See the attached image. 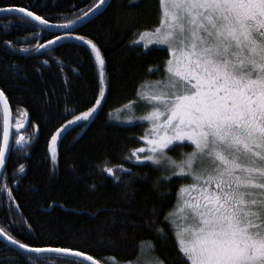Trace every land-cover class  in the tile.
Wrapping results in <instances>:
<instances>
[{"label": "snow or ice", "instance_id": "obj_1", "mask_svg": "<svg viewBox=\"0 0 264 264\" xmlns=\"http://www.w3.org/2000/svg\"><path fill=\"white\" fill-rule=\"evenodd\" d=\"M106 3L107 0H95L86 10L66 17L63 23H52L30 7L0 6V13H18L16 19L32 29L23 40L0 42L11 53L50 55L55 50L53 45L74 40L94 60L93 66L98 70V94L88 101L91 107L79 114L66 110L58 118L66 123L50 135L48 151L53 173L58 138L74 127L83 130L107 99L109 82L102 49L94 38L78 34ZM158 3V23L140 31L132 43L141 47L145 55L151 51L166 54L160 66L148 69L150 73H160L162 78L142 82L136 89V98L115 109L114 117L120 126L147 122L142 135L130 137L143 141L144 146L130 149L120 164L105 163L101 175L107 173L119 186L125 175H134L133 167L151 166L160 173L153 190L161 199L173 195L172 184L180 182L174 191L175 203L163 213V223L171 237L163 227L156 226L155 218L160 215L157 208L152 209L153 219L144 221L158 239L165 243L171 239L175 246L171 264H264V0ZM52 28L61 32L41 43V35ZM17 43L28 46L17 48ZM41 63L47 66L49 60ZM57 63L63 71V64ZM9 68L14 76L20 71L14 63ZM67 84L65 80L66 87ZM139 106L143 113L136 115ZM0 107V197H6L8 213L18 216L23 229L34 233L37 230L19 212L14 186L9 187L6 175L10 152L25 151L33 139L30 136L26 140L19 134V129L25 127L21 121L27 119L28 113H20L16 132L10 133L11 110L4 88H0ZM68 115L72 119H67ZM32 128L38 131V125L33 124ZM183 147H190L191 151L180 153L179 159L169 155ZM24 172L25 165L20 164L13 179ZM162 187L168 191L161 192ZM8 227H17L16 221ZM0 238L14 246L12 250H18V255L26 254L31 264H56L54 257L62 258L59 264H100L92 255L72 247L25 243L3 227ZM149 247L155 251L154 244ZM142 264L167 262L153 255Z\"/></svg>", "mask_w": 264, "mask_h": 264}, {"label": "trees", "instance_id": "obj_2", "mask_svg": "<svg viewBox=\"0 0 264 264\" xmlns=\"http://www.w3.org/2000/svg\"><path fill=\"white\" fill-rule=\"evenodd\" d=\"M94 2L0 0V6L30 7L50 18L52 23H63L73 12L86 10ZM159 13L158 0H110L95 18L90 19V23L80 29L78 34L94 38L102 49L109 82L107 99L83 130L74 127L58 138L54 173L48 151L50 135L66 123V120L58 119L66 110L79 114L91 107L88 101L98 94V70L93 66L94 60H90L74 40L53 45L55 50L50 55L35 56L11 53L0 43V88L6 89L14 124L21 112L26 110L28 113L27 119L21 121L26 126L19 134L26 140L33 137L25 151L10 152L6 175L9 187L14 186L19 212L37 231L29 233L24 230L18 216L8 213L6 197H0V227L10 231L15 238L35 245L47 242L72 247L92 255L102 264H132L145 254L146 258L158 255L167 264L175 259L171 239L167 243L158 239L144 221L153 219L152 209L157 208L160 215L155 218L156 226L163 227L171 237L168 226L163 223V213L175 203L174 191L180 182L172 184L173 195L161 199L153 190V183L160 173L151 166L133 167L134 175H125L124 183L119 186L107 173L101 175L100 172L105 163L108 166L120 164L130 149L144 146L143 141L130 137L142 135L147 123L120 126L112 120V113L136 98V89L142 82H156L162 78L160 73H150L148 69L160 66L166 54L151 51L145 55L141 47L132 43L140 31L151 29L158 23ZM16 16L0 17V42L23 40L32 32L31 27ZM53 33L59 34L47 30L41 35L40 42L53 38ZM21 46L28 45L16 44L17 48ZM45 59L49 60L47 66L41 63ZM57 61L63 64V71ZM13 63L20 69L15 76L9 68ZM67 119L72 116L68 115ZM33 124L38 125V131L32 128ZM2 128L0 107V139ZM189 151L190 147L177 148L169 155L179 158L180 153ZM20 164L25 165V172L19 174L17 183L13 172ZM125 167L129 165L125 163ZM167 191V188H161V192ZM12 221H16L17 227L9 229ZM141 242H144L142 246ZM150 244L155 245L154 252ZM12 249L0 239V264H31L26 254L18 255V250ZM54 259L59 264L62 258Z\"/></svg>", "mask_w": 264, "mask_h": 264}, {"label": "water", "instance_id": "obj_3", "mask_svg": "<svg viewBox=\"0 0 264 264\" xmlns=\"http://www.w3.org/2000/svg\"><path fill=\"white\" fill-rule=\"evenodd\" d=\"M109 1L110 0H107V3L104 5V6H102L101 8H100V11H99V13L106 7V5L109 3ZM98 13V14H99ZM97 14V15H98ZM6 15H20V14H18V13H11V14H9V13H0V17H3V16H6ZM89 19H92V17H90ZM48 31H53V32H57V33H60L61 32V30L60 29H56V28H52V29H48ZM9 106H10V104H9ZM2 108V107H1ZM10 110H11V107H10ZM2 113H3V109H2ZM9 121H10V133H13V131H16V129H15V124H14V122H13V113H12V110H11V115H10V118H9ZM24 125L26 126V123H24ZM25 128V127H24ZM24 128H21V129H19V131H22ZM10 143H13V140L12 139H10ZM9 158V157H8ZM24 173H22V175H23ZM4 243H6L7 244V242L6 241H4L3 240V238H0ZM8 245V244H7ZM9 246H11V245H9ZM11 247H14V246H11ZM96 260V259H95ZM87 264H91V262H86ZM100 264H102L101 262H100Z\"/></svg>", "mask_w": 264, "mask_h": 264}, {"label": "rangeland", "instance_id": "obj_4", "mask_svg": "<svg viewBox=\"0 0 264 264\" xmlns=\"http://www.w3.org/2000/svg\"><path fill=\"white\" fill-rule=\"evenodd\" d=\"M137 38H138V36H137ZM135 111H136V115H141L143 113V107L142 106H139L137 109H135ZM115 116H116V112L114 111L112 113V120L116 122V120L114 119ZM137 122H141V121H137ZM55 150H56V153H57V147L56 146H55ZM174 159H179V158H174ZM56 161H57V159H56ZM144 249L146 251V247ZM149 258H151V256H147V258H146V254H145L144 256H142V258L140 259V261H137L136 263H132V264H142V262L144 260H147Z\"/></svg>", "mask_w": 264, "mask_h": 264}, {"label": "bare ground", "instance_id": "obj_5", "mask_svg": "<svg viewBox=\"0 0 264 264\" xmlns=\"http://www.w3.org/2000/svg\"><path fill=\"white\" fill-rule=\"evenodd\" d=\"M14 120V119H13ZM14 142V141H13Z\"/></svg>", "mask_w": 264, "mask_h": 264}]
</instances>
